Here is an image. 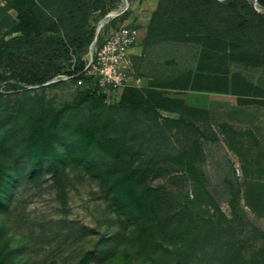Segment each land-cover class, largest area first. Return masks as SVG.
<instances>
[{
  "label": "rangeland",
  "instance_id": "1",
  "mask_svg": "<svg viewBox=\"0 0 264 264\" xmlns=\"http://www.w3.org/2000/svg\"><path fill=\"white\" fill-rule=\"evenodd\" d=\"M155 6L156 0H118L108 11L113 15L89 12L86 26L92 27V40L96 32L99 39L121 23L137 27L148 23ZM7 12L16 19L13 8ZM13 34L0 22V37ZM198 51L195 42L165 40L148 49L150 56L134 59L131 76L139 82L128 86L137 88L148 101L157 102L161 95L179 97L183 104L205 110L184 112L175 126L167 121L179 117L175 109L156 107L155 117L151 111L146 115L124 112L115 103H79L75 98L78 86L72 79L23 85L9 77L2 62L0 69L5 68L7 77L0 78V129H4L0 160L13 176L0 206V254L6 264H118L131 259L135 248L128 237L133 219L118 208L97 164L73 161L67 154V142L59 137L54 143L65 158L55 166L44 161L31 166L24 154L15 155L23 143L24 128L17 118L22 110L37 123L58 112L63 125L85 119L93 108L105 109L114 118L112 132L122 135V141L133 149L127 158L145 168V181L161 186L171 196V208L186 200L194 213L215 217L210 194L230 216L228 200L233 194L250 223L264 228V214L250 209L245 200L248 184L257 183L264 189V104L241 102L230 92L180 87L177 76L194 67ZM72 55L76 62L77 54ZM230 67L252 83L264 85V67L242 63ZM186 158L200 159L198 182L183 169ZM55 176H60L63 202L56 195ZM238 237L244 256H260L249 224L243 223Z\"/></svg>",
  "mask_w": 264,
  "mask_h": 264
},
{
  "label": "trees",
  "instance_id": "2",
  "mask_svg": "<svg viewBox=\"0 0 264 264\" xmlns=\"http://www.w3.org/2000/svg\"><path fill=\"white\" fill-rule=\"evenodd\" d=\"M118 0H5L0 4V22L9 32L0 37V65L6 64L9 77L23 85L42 84L58 72H77L84 63V53L93 41L92 27L86 26L89 12L104 15ZM16 11V19L7 12ZM264 0H156L147 23L146 39L156 41L195 42L199 45L193 68L180 71V87L230 92L241 102L264 104V85L249 81L232 63L264 67ZM98 34L94 41L101 42ZM70 47H73L70 50ZM76 53V62H73ZM66 62V66H63ZM5 68L0 69L4 79ZM75 98L79 103L93 101L99 105L118 104L124 112L150 111L156 117V107L179 111L176 119H167L173 126L182 121L187 111L205 112L183 104L181 98L160 96L151 103L141 92L126 86L117 100L106 101L104 95L83 78ZM57 81L49 82L53 84ZM102 108H93L83 120L61 123L58 112L46 121L32 122L29 113L20 111L17 118L24 128L23 143L15 155L24 154L26 162L34 166L46 162L55 166L64 159L54 143L55 138L67 142V154L76 163L89 161L99 166L106 175V185L118 208L125 211L134 222L128 237L135 248L133 257L118 264H264V228L250 223L231 195L227 216L208 194L216 216L194 213L185 201L169 206L171 199L159 185L143 179L144 167L127 158L133 149L126 145L122 135L112 132L114 118ZM152 116V118L155 119ZM171 124H169L170 126ZM1 138L4 129H0ZM0 138V139H1ZM187 169L199 181L200 159L186 158ZM6 163L0 160V206L12 181ZM56 195L63 202L60 176L54 177ZM246 204L257 213L264 214V189L257 183L248 184ZM248 193V192H247ZM243 223L258 241L260 256L247 258L242 253L239 233ZM0 264H6L0 254Z\"/></svg>",
  "mask_w": 264,
  "mask_h": 264
},
{
  "label": "built area",
  "instance_id": "3",
  "mask_svg": "<svg viewBox=\"0 0 264 264\" xmlns=\"http://www.w3.org/2000/svg\"><path fill=\"white\" fill-rule=\"evenodd\" d=\"M137 27L121 23L111 28L101 42L93 40L84 53L82 67L73 73L58 72L42 84L75 77L81 84L83 78L90 80L95 90L104 95L106 101L117 100L124 87L137 85L138 77L131 76L129 48L136 40ZM36 85V84H35Z\"/></svg>",
  "mask_w": 264,
  "mask_h": 264
},
{
  "label": "crops",
  "instance_id": "4",
  "mask_svg": "<svg viewBox=\"0 0 264 264\" xmlns=\"http://www.w3.org/2000/svg\"><path fill=\"white\" fill-rule=\"evenodd\" d=\"M146 33H147V22L146 24L144 23L140 27H137L136 40L128 50L132 68L134 67V59H140L141 55H143L141 59H144L145 56H150V53H148V49H150L151 46H156L160 44L161 42H163V41L152 42V41L147 40L145 38ZM138 39H139V42L136 44Z\"/></svg>",
  "mask_w": 264,
  "mask_h": 264
},
{
  "label": "water",
  "instance_id": "5",
  "mask_svg": "<svg viewBox=\"0 0 264 264\" xmlns=\"http://www.w3.org/2000/svg\"><path fill=\"white\" fill-rule=\"evenodd\" d=\"M113 14H114L113 12H108L106 15H113ZM99 28H100V24L98 25L97 30H98ZM97 33H98V32H96L94 38L97 36Z\"/></svg>",
  "mask_w": 264,
  "mask_h": 264
}]
</instances>
